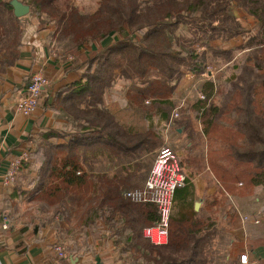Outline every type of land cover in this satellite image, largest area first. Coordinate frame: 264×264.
I'll list each match as a JSON object with an SVG mask.
<instances>
[{"label":"trees","instance_id":"obj_1","mask_svg":"<svg viewBox=\"0 0 264 264\" xmlns=\"http://www.w3.org/2000/svg\"><path fill=\"white\" fill-rule=\"evenodd\" d=\"M21 2L30 7L28 16L36 20L38 29L56 23L53 37L61 46L60 55L78 58L71 70L81 69L84 80L67 95L58 94L65 119L75 131L43 136L34 152L40 155V163L31 199L55 215L74 214V226L89 228L93 237L98 222L110 235L128 232L130 264H206L216 235L209 219H196L193 209L170 218L168 244L155 247L142 238L141 231L156 222V207L123 199L127 187L121 173L111 177L89 172L99 153L106 152L110 160L115 155V160L127 164L157 145L154 130L128 131L103 108V99L113 85L114 71L123 63L128 100L141 110L149 100L146 111L154 110L165 121L173 108L172 83L183 69L197 78L209 52L231 59L229 52L212 49L210 42H226L244 33L231 14L233 6L240 8L257 20L254 33L246 39L249 50L234 62L232 77L218 84L204 83L205 99L194 107L204 136L223 147L217 156L207 157L223 192L232 197L251 195L256 187H264V0H99L87 13L77 6L60 7L57 0ZM22 34V20L14 16L8 0H0V52L15 56ZM109 37L117 41L103 47ZM198 47L204 50L198 53ZM82 103L84 109L79 108ZM180 125L185 129L189 123ZM64 136L62 144L49 142ZM134 168L135 179L145 177L138 161ZM83 243L87 244L85 239ZM85 252L93 254L92 247L87 245Z\"/></svg>","mask_w":264,"mask_h":264},{"label":"crops","instance_id":"obj_2","mask_svg":"<svg viewBox=\"0 0 264 264\" xmlns=\"http://www.w3.org/2000/svg\"><path fill=\"white\" fill-rule=\"evenodd\" d=\"M231 14L240 24L244 33L226 42L221 39H214L210 42L212 49L221 48L223 51L229 52L231 59L225 61L220 56L212 55L209 52L206 65L211 66L214 72L213 78L210 80L200 78V76L190 78L189 73L183 69V75L172 83L174 86L171 95L173 108L165 121L161 115L155 114L154 110L146 111L150 104L149 100L144 102V110L139 109L128 100L126 92L129 89V81L126 79L123 84L125 86L123 97H125L128 107L125 112H122V101L118 99L121 96L119 95L121 75H118L117 70L114 71V82L110 92L103 99L105 102L103 108L111 111L121 126L128 125L125 128L130 132H136V130L144 132L148 128H151L152 131L154 126L162 128L164 126L167 129V127H171L172 113L178 114L179 110L183 111L186 116L183 119L184 122L190 123L191 119H195L200 127L198 130L200 135H197V131L196 136H201L202 141H204V154L203 156L194 155L197 145L196 141L192 140L194 138L191 137L187 147L193 154L189 153L188 156L192 154L194 159L185 154L180 159L182 169L186 171L187 181L186 185L175 193L173 204L179 203L180 206L191 207L194 211V204L199 200L203 204L204 212L208 215L211 210L222 203L225 206L228 202L233 203V197L223 192L222 187L208 167V155L217 156L223 147L219 141L207 139L204 136L199 114L196 117L194 105L198 101H202L199 99V95L204 96L202 90L204 83L210 81L218 84L219 80L222 81L235 74L234 62L242 59L248 52L249 48L245 46L246 39L254 33L257 25V20L240 8L233 6ZM23 20L26 23L16 55L13 57L6 56L3 51L0 52V264H72L73 260H76V264H95V259L99 256L108 254L127 256L131 253V241L128 239L131 235L128 232L110 235L106 226L98 222V232L94 238L89 228L84 226L78 229L74 228L68 211H65L64 215H55L52 210L42 208L39 203L31 199L33 179L29 180L30 184L24 181V178L26 180L28 176L24 167L25 163L22 164L18 172L17 182L14 186L6 187L2 183L10 163L14 159L23 153H28L30 159L37 147L42 144L45 134L51 132L62 134L59 129L71 126L61 110V99L58 98V94L67 95L84 81L81 79L83 72L81 69L71 70V65L76 66L78 62L73 64L70 59L63 58L60 52H57V47L51 39L55 32L53 25L38 29L36 21L29 17ZM115 41L117 38L109 37L102 42V46H109ZM86 50L91 49L87 48ZM203 50V48H197L198 53ZM212 61H221L223 66L216 68ZM34 74H43L48 79L49 85L43 90L35 114L24 117L16 112L15 106L25 91L30 77ZM223 74L226 77H222ZM189 87L190 91H188ZM188 97L194 98L195 102H190ZM56 98L58 99L56 100ZM79 108L84 109L85 104H80ZM127 114L128 117H126ZM135 122L142 124L140 129L131 126ZM221 125L226 126L224 122ZM164 131L166 130L164 129ZM155 133L158 143L162 139V135L156 131ZM154 150L145 156L153 154ZM112 157L113 159L110 160L106 152L97 154L89 172L111 177L121 173L125 178L126 190L143 186L152 164L147 166L146 171L142 168V173H145L144 178L135 179L133 177L135 175V162L140 159L124 164L115 160V155ZM99 158L107 159L108 163L103 172L97 173L94 164ZM109 167L115 171L114 174L108 173ZM261 216L255 220L257 222L255 226L245 225L243 239L238 237L234 231L228 232L230 237L228 239L227 258L230 257L231 260L233 258L235 262L240 264V255H247L248 264H264V215ZM76 232L80 233L77 234ZM84 239L87 244L82 246ZM102 240L104 243L98 245V242ZM57 244H62L64 247L67 253L66 259L58 258L54 253V247ZM87 245L88 249L89 246L92 247L93 254L85 252ZM105 258L100 259L102 264H106L107 259Z\"/></svg>","mask_w":264,"mask_h":264},{"label":"rangeland","instance_id":"obj_3","mask_svg":"<svg viewBox=\"0 0 264 264\" xmlns=\"http://www.w3.org/2000/svg\"><path fill=\"white\" fill-rule=\"evenodd\" d=\"M10 1V0H8ZM21 1V0H20ZM58 1V5L60 7H69V6H77L80 11L87 13V12H92L95 8L96 5L98 3L99 0H57ZM26 17H29L28 15H26ZM21 18L22 23H23V28L26 22H23L25 20H23L24 18ZM30 18V17H29ZM31 20H33V18H30ZM36 21V20H34ZM48 25H53L54 27V31L55 27H56V23H51ZM47 26V25H45ZM38 27V25H37ZM55 33V32H54ZM53 33V34H54ZM52 41L55 43V47H57V52L60 49V45H57L56 42V38L51 37ZM68 59H70L73 63L74 62H79L76 61V59L74 56H68ZM212 64L218 68V67H222L223 64L221 63V61H212ZM117 73L118 75H121L120 77V90H119V95H121L118 99H120L122 101V112H125L127 110L128 104L126 102V100L124 99L125 97H123V94L125 93L123 84L124 82H126L125 78L123 77L124 74V64L120 63L117 68ZM222 77H226V75L223 74ZM221 77V78H222ZM188 91H190V87L188 89ZM187 91V93H188ZM192 95V94H191ZM189 101H193L195 102L194 98L188 97ZM173 114V113H172ZM173 116V115H172ZM184 116V118H182ZM126 117H128V114L126 115ZM126 117H122V118H126ZM186 116L184 114L183 111H178V117L177 118H171L172 122L170 123L171 127H167V129L163 126L162 127H158V126H154V130L158 133H161L162 135V139H160V141L157 143V147L154 150V153L148 156L142 155L138 160V163L140 164V166L142 168H144V171L147 170V166L153 164L155 155L157 153V151L161 148V147H169L170 149H172L176 155L178 156L179 160L182 159V155H187L189 153H192V151H189L190 148L187 147V144L189 143V141L191 140V135H194L192 139L193 141H196V145L197 147L194 150V155L195 156H203L204 154V141H202L201 136H196L197 131L200 129L198 123L195 121V119H191L189 122V126L187 128H183L181 127V123L184 122L183 119H185ZM125 127H128V125H124ZM132 127H135V129H140V127L142 126V124L140 123H132L131 124ZM181 127V128H180ZM164 129L166 131H164ZM59 131L62 134H65V136H67L68 133H72L73 131H75L73 128H71V126H67V127H62L61 129H59ZM135 131V130H134ZM137 131V130H136ZM194 133V134H193ZM200 132L198 131L197 135ZM64 136V138H50L49 142L54 144V143H59L62 144L63 143V139L65 141L66 137ZM52 139V140H51ZM189 155L188 157L193 158L194 156ZM39 154L36 155V153H34L32 155V157H30V160L28 161V163L26 165H24L25 170H27V177L26 180L24 178V181H26L27 183L30 184L29 180L35 179L36 177V171H37V167L40 163V158H39ZM142 158V159H141ZM197 159V158H195ZM181 161V160H180ZM108 161L105 158H99L97 159V162L94 164L95 165V171L97 173L99 172H103L106 168ZM182 166V165H181ZM152 167V165H151ZM151 169V168H150ZM115 171H113V169L111 167L108 168V173L110 175L114 174ZM183 172L186 175V171L183 169ZM138 188V187H137ZM135 188V189H137ZM134 189V188H133ZM132 190V189H130ZM123 193V192H122ZM196 203H199L200 206L198 208V210L195 212L196 213V219H209V222H211L215 228V232L216 235L213 238V241L211 242V254L208 255V262L206 264H238V262H235V259L232 258V260L229 258H227V248H228V239L230 237V234L228 232H236V235H238V237H240L241 239L244 238L245 236V225L247 226V224H251L255 226V220L257 219V217H262L261 215H264V187L259 186L256 187L253 191V193L249 196H244V197H233V203L232 202H228L227 205L225 206L223 203L220 206H217L214 210H211V213L208 215L204 212L203 210V204H201V201L197 200ZM70 205H68V209H70ZM191 207L187 208L185 206H180L179 203L177 204H173L172 205V212H171V218H178L180 216H183L184 214H189L191 212ZM70 214V220L72 222V224L75 225V221H76V216L74 214ZM74 228L78 229L77 227L74 226ZM75 233V232H74ZM77 234H79L80 232H76ZM77 237V236H76ZM143 238V237H142ZM145 243V241H143ZM147 242V241H146ZM83 243V242H82ZM148 244H150L149 242H147ZM242 243V241H241ZM84 244V243H83ZM151 245V244H150ZM85 249H87V247H85ZM104 257H106L105 259H107L106 264H130L131 263V257L130 256H124L121 257L119 255H113V254H108L105 255ZM124 258V259H123ZM234 262V263H233Z\"/></svg>","mask_w":264,"mask_h":264},{"label":"built area","instance_id":"obj_4","mask_svg":"<svg viewBox=\"0 0 264 264\" xmlns=\"http://www.w3.org/2000/svg\"><path fill=\"white\" fill-rule=\"evenodd\" d=\"M213 68L205 66L200 78L210 80L213 78ZM190 78H195L191 73ZM49 85L48 79L43 74H34L30 77L22 96L16 102V112L24 117L35 114L40 104L43 90ZM200 100H204L203 95H199ZM178 114L173 113L172 118H177ZM29 154L23 153L14 159L9 169L3 177V185L12 187L17 182V175L22 164L29 161ZM186 175L183 172L180 160L176 153L169 147H161L154 158L151 169L142 187L126 190L122 193L123 199L136 204H151L157 209V220L153 225L145 226L142 237L155 247H163L169 241V224L172 212L174 196L177 190L186 185ZM255 223H257L255 221ZM6 229L5 226H3ZM54 253L60 259H66L67 253L62 244L54 247ZM240 264H248L247 255H240Z\"/></svg>","mask_w":264,"mask_h":264},{"label":"water","instance_id":"obj_5","mask_svg":"<svg viewBox=\"0 0 264 264\" xmlns=\"http://www.w3.org/2000/svg\"><path fill=\"white\" fill-rule=\"evenodd\" d=\"M10 5L13 8L14 16L16 18H23L30 12V7L28 5L23 4L19 0H10ZM199 208V203L194 204V211H197ZM95 264H102L99 257H96ZM72 264H76V260L72 261Z\"/></svg>","mask_w":264,"mask_h":264}]
</instances>
